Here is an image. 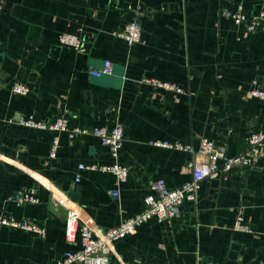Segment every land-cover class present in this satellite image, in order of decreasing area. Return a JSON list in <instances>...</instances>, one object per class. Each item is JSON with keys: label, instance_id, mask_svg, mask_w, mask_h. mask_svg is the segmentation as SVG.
<instances>
[{"label": "crops", "instance_id": "crops-1", "mask_svg": "<svg viewBox=\"0 0 264 264\" xmlns=\"http://www.w3.org/2000/svg\"><path fill=\"white\" fill-rule=\"evenodd\" d=\"M0 1V214L44 230L39 236L2 228L0 264H53L77 251L78 239L64 240L67 203L79 206L80 222L98 234L142 212L151 181L161 178L170 189L190 181V155L152 142L196 150L207 138L230 157L246 149L252 131H264V102L248 97L255 81L264 85V21L246 32L222 16L224 0ZM263 4L244 0L243 9L257 13ZM133 21L142 42L127 46L114 34ZM64 33L78 35L85 51L59 44ZM106 60L111 74L92 77ZM143 78L181 93L153 91ZM14 81L30 93L12 94ZM59 116L89 130L123 124L117 162L128 167L124 184L97 169H78L112 162L96 137L70 141L18 124ZM23 188L38 203H14ZM238 216L248 232L233 230ZM110 264H264V150L253 168L201 182L177 219H152L117 241Z\"/></svg>", "mask_w": 264, "mask_h": 264}, {"label": "built area", "instance_id": "built-area-1", "mask_svg": "<svg viewBox=\"0 0 264 264\" xmlns=\"http://www.w3.org/2000/svg\"><path fill=\"white\" fill-rule=\"evenodd\" d=\"M228 7L221 11L223 17L232 21L236 26L243 27L246 32H255L264 21V4L257 13L247 14L243 9L244 0H224ZM264 2V0H262ZM229 7L231 9H229ZM3 10L0 1V12ZM141 27L137 21L126 24L122 30L114 35L123 40L127 46H133L141 43ZM59 44L69 47L76 52L83 53L84 43L76 34H61L58 37ZM112 72V63L109 60L103 62L100 69L92 70L89 74L92 77L108 76ZM141 83L149 86L153 91H162L166 93H181V89L171 83L162 82L154 78H143ZM12 94L25 96L31 89L26 83L14 81L11 84ZM248 97L264 102V85L255 81ZM19 125L41 131H50L62 133L71 140L83 136L96 137L102 146H104L112 160L109 165L87 167L79 165V170H99L103 173L111 174L117 185H122L128 177V167L117 162L119 151L123 143V124L116 120L113 127H95L91 130L83 127H70L67 118L57 117L54 121L44 122L36 121L32 117L21 118ZM246 149L240 154L227 156L226 148L222 145H216L213 141L202 138L198 148L195 150L188 144L152 142V146L176 150L188 153L190 160L186 167L191 174V179L183 183L180 187L170 189L161 178L150 182L148 193L143 198V211L135 214L120 222L116 227L109 228L104 232H95L89 223L80 222L78 215L79 206L74 203L68 205V211L65 221L64 240L68 244H75L78 239L79 249L75 252H65L61 258L53 264H110L111 256L114 252V244L136 233L137 229L154 219L159 223L170 222L180 215V207L185 200H196V193L200 183L204 180L226 179L234 172L245 171L254 167L264 150V131L255 130L250 133L247 140ZM59 145L57 137L53 139L49 158L53 159ZM76 177L75 181L78 182ZM112 196L117 198L118 191H114ZM12 201L18 205L38 203L34 191L30 189H20L12 196ZM20 229L32 232L39 236H44V230L39 226L27 221H17L12 217L0 214V230L2 228ZM233 230L239 232H248L249 229L242 224V218L238 216L233 224Z\"/></svg>", "mask_w": 264, "mask_h": 264}]
</instances>
